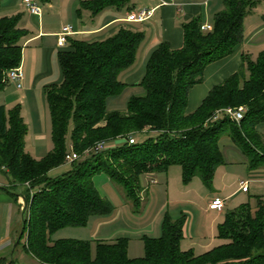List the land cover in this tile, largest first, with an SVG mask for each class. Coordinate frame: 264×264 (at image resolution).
Listing matches in <instances>:
<instances>
[{
	"label": "trees",
	"instance_id": "trees-1",
	"mask_svg": "<svg viewBox=\"0 0 264 264\" xmlns=\"http://www.w3.org/2000/svg\"><path fill=\"white\" fill-rule=\"evenodd\" d=\"M39 4L48 0H36ZM129 0H82L94 15L107 7L128 6ZM209 30L200 29L199 17L181 24L182 44L171 49L161 41L149 52L138 82L141 95H130L124 111L108 110L107 102L123 88L118 74L134 60L143 34L119 28L96 41L66 38L57 53L60 81L44 89L49 118L50 149L40 158L24 150L26 125L19 104H0V172L5 193L15 203L21 196L27 214L21 217L13 252L0 264H19L21 253L36 264H264V206L252 209L243 203L224 211L216 225L221 243L199 255L179 248L183 217L171 220L164 213L159 235L142 236V255L129 258L127 238L87 240L49 235L65 226H82L90 216L111 211L100 196L92 176L103 173L114 184L132 211L139 209V176L180 167L183 184L197 176L210 187L215 167L223 163L218 147L226 136L246 159L249 169H264V139L256 126L264 123V50L253 60L241 57L238 68L212 85L199 105L184 111L187 92L200 82L204 67L228 55L242 38V19L252 0H221ZM18 15L0 16V87L5 70L19 63ZM242 105L237 122L221 109ZM217 110V114L215 113ZM214 115V117H213ZM127 135L133 138L126 141ZM66 136L69 140L67 145ZM119 141L92 150L98 141ZM72 150L78 158L56 176L48 171ZM88 150L87 154H83Z\"/></svg>",
	"mask_w": 264,
	"mask_h": 264
},
{
	"label": "crops",
	"instance_id": "crops-1",
	"mask_svg": "<svg viewBox=\"0 0 264 264\" xmlns=\"http://www.w3.org/2000/svg\"><path fill=\"white\" fill-rule=\"evenodd\" d=\"M82 0H48L40 4L39 17L29 15L22 0H0V16L18 15L16 26L25 31L18 42L20 59L18 65L22 71V83L16 88L12 82H4L0 87V104L9 108L19 104L20 116L26 125L24 135V150L33 158L38 159L50 149L49 118L44 101V89L60 81V68L57 53L60 49L56 45V34L63 25H70L72 32L66 36L85 41L101 40L119 28L139 30L143 37L136 47L134 60L130 66L122 70L117 78L123 84L120 91L128 90L131 95H141L142 90L138 82L143 74L145 60L152 48L163 41L171 49H177L182 44L181 24L192 17H199L201 25L211 24L214 13L222 8L221 0H176L180 3V10L174 5H158V0H129L128 6L118 8L107 7L94 15L87 9L79 8ZM253 5L242 19V38L234 45L231 52L207 64L200 82L191 86L187 92L186 113L194 110L206 95L210 87L233 73L246 56L253 60L264 50V0H252ZM139 8H153L152 15L143 22L126 21L129 12ZM65 46V45H64ZM64 48V47H63ZM119 93V94H120ZM118 97L108 100L107 109L124 111ZM264 139V123L256 126ZM119 141L107 143L113 146ZM226 143V142H224ZM227 144V143H226ZM229 146V144H227ZM222 159L224 153L221 152ZM224 163V159H223ZM241 174L236 179L229 192L222 195L223 186H214L216 171L222 164H218L213 172L212 187L203 190L193 177L183 184L180 177V167L169 165L166 170L156 173H143L139 176L140 190L139 209L132 212L131 217L137 218V224L126 225L125 213L129 214L127 201L103 174H95L91 180L98 194L104 197L111 206V211L105 216H90V235L87 240H112L117 237L127 238L126 254L129 258L140 257L139 251L130 248V242L141 237H156L159 235L161 218L166 213L171 220L183 217L179 248L190 250L199 255L213 246L220 244L216 238V225L222 220L226 201L236 203L242 193L249 198L259 195L257 187L252 183H264V169H249L246 161H239ZM234 168L233 166H228ZM48 171V175L56 169ZM245 182V188L241 187ZM173 186V187H171ZM171 188V190H170ZM218 196L224 199L222 210H210L209 200ZM17 200V199H16ZM0 202L4 203L2 220L0 221V256H8L14 250V241L20 225L13 227L11 217L16 209V201L5 193L0 185ZM129 204V202H128ZM121 226L115 224L119 220ZM89 225V223H88ZM142 243V242H141ZM23 254H17L19 260Z\"/></svg>",
	"mask_w": 264,
	"mask_h": 264
},
{
	"label": "rangeland",
	"instance_id": "rangeland-1",
	"mask_svg": "<svg viewBox=\"0 0 264 264\" xmlns=\"http://www.w3.org/2000/svg\"><path fill=\"white\" fill-rule=\"evenodd\" d=\"M131 94L129 93L128 90L122 91V93L118 94L117 97L119 98L118 101H120V105L121 106H125V102L127 100V98L130 96ZM223 113H220V116H223ZM49 140V138H48ZM66 141H67V145L69 146V140L68 137L66 136ZM226 142L227 144H229V146L224 143ZM218 147L220 152H223V159H224V163H222L220 165V167H218L217 169V175L215 176V181H214V186L215 185H219V186H223L224 190H221L222 195L226 192H229L231 190V187H233L236 179H238V176L241 174L240 169L237 167L240 165V163H238L239 161L242 162V160L246 161L245 157L240 153V151L238 150V148L224 135V136H220L218 139ZM218 166V165H217ZM228 166H233L234 168L232 169V167H229L230 169H228ZM69 168V164L68 163H63L60 166H58L54 172L50 173L51 176H56L59 175L61 173H63L64 171H66ZM216 168V167H215ZM215 170V169H214ZM213 177V175H212ZM213 178H211V182H210V187H212V180ZM193 180H195V182H197L198 184L200 183V180L197 176H193ZM4 184H6V179L4 177V174L2 172H0V185L4 186ZM251 187H257L260 188L258 189L260 191L259 195H254L251 196V198H249V196H247L245 193H242V195L237 198L235 200V204L232 206V203L234 202H230V201H226L225 203V208L224 211L230 210L233 207L243 204V203H248L250 205V207L252 209H254V207L257 206L258 200H260L264 206V183H252L250 184ZM200 188H204L208 189V187L202 185H198ZM173 187V186H171ZM171 190V188H170ZM21 201L24 202L23 198L21 196H17V200H16V209L14 210L12 217H11V224L13 225V227H18L21 223V217L23 215H26L28 211H25L24 213L22 212V210H19V206L21 205ZM4 208V203L0 202V221L2 220V210ZM127 209L129 210V214L125 213V223L126 225H134L137 224L138 220L137 218H133L131 217L132 214V207L130 205V203L128 204L127 201ZM107 215V214H106ZM100 216H105V215H100ZM87 222V221H86ZM122 221L119 220L117 221V223L115 224L116 226H121ZM89 223V225H88ZM88 223H85L82 226H65L62 227L58 230H55L54 232H52L49 235V239L50 240H55V239H59V238H74V239H88L89 235H90V230H91V222L88 221ZM15 242V241H14ZM130 248L133 249L134 251H139L140 254L142 252V243L140 241L137 240H132L130 242ZM6 258L8 257L7 255ZM19 264H36L33 260L29 259L28 257H21L19 260Z\"/></svg>",
	"mask_w": 264,
	"mask_h": 264
},
{
	"label": "built area",
	"instance_id": "built-area-1",
	"mask_svg": "<svg viewBox=\"0 0 264 264\" xmlns=\"http://www.w3.org/2000/svg\"><path fill=\"white\" fill-rule=\"evenodd\" d=\"M22 3L24 5L25 11L32 16L39 17L40 15V4L36 0H22ZM166 4H171L174 5L178 10H180V3L177 2L176 0H158V5H166ZM153 8H139L135 11L129 12L126 16V21L129 22H143L146 19H148L152 15ZM200 29L202 30H209L210 25L205 24V25H200ZM72 32V28L70 25H63L60 28V31L56 34V45L59 48H62L65 43H66V36L69 35ZM22 71L19 65H16L12 68H9L5 70L2 74V82H12L16 88L21 87L22 83ZM219 110H217L215 113L217 114ZM221 113L226 115L228 118L233 120L234 122H237L239 119H241L243 112H244V107L242 105L234 106V107H225L222 108ZM214 117V115H213ZM126 141L128 143H132L134 140L131 136L127 135ZM107 148V143L104 141H98L94 144L92 150H100ZM88 150H84L83 154H87ZM78 158V155L73 152L72 150H68L64 154V161L66 163H69L73 160ZM241 187L245 188V182ZM224 206V199L220 198L218 196L212 197L208 204L207 207L210 210H222ZM19 210H22L24 213L27 211L26 204L21 201V205L19 206Z\"/></svg>",
	"mask_w": 264,
	"mask_h": 264
},
{
	"label": "water",
	"instance_id": "water-1",
	"mask_svg": "<svg viewBox=\"0 0 264 264\" xmlns=\"http://www.w3.org/2000/svg\"><path fill=\"white\" fill-rule=\"evenodd\" d=\"M15 244H16V241L14 242V246H15Z\"/></svg>",
	"mask_w": 264,
	"mask_h": 264
}]
</instances>
